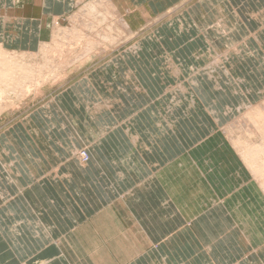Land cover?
Returning a JSON list of instances; mask_svg holds the SVG:
<instances>
[{
    "label": "crops",
    "instance_id": "crops-1",
    "mask_svg": "<svg viewBox=\"0 0 264 264\" xmlns=\"http://www.w3.org/2000/svg\"><path fill=\"white\" fill-rule=\"evenodd\" d=\"M129 1L147 5L148 23L168 10ZM233 1L200 0L184 11L181 2L168 25L190 37L182 61L153 62L160 48L140 45L139 61L130 56L127 62L125 53L79 77L56 98L59 106L48 103L6 124L0 132V264H264V141L255 139L261 146L251 171L238 151L248 140L229 138L221 122L231 114L230 101L224 108L199 106L196 91L180 89L183 75L168 72L171 62L197 78L202 68L190 65L197 61L191 54L204 46V34L215 45L212 19L241 31ZM239 2L246 15L248 1ZM74 6L73 0H0V44L22 49L24 41L38 42L47 20ZM257 14L263 33L264 15ZM228 38L220 40L226 45ZM201 75L205 81L192 78L191 84L233 97L221 74V90ZM168 77L178 89L167 88ZM191 95L196 105L188 104ZM102 102L108 105L103 111ZM200 113L206 120L198 122ZM200 128L209 131L202 135ZM80 141L90 142L83 164L71 154Z\"/></svg>",
    "mask_w": 264,
    "mask_h": 264
},
{
    "label": "rangeland",
    "instance_id": "rangeland-1",
    "mask_svg": "<svg viewBox=\"0 0 264 264\" xmlns=\"http://www.w3.org/2000/svg\"><path fill=\"white\" fill-rule=\"evenodd\" d=\"M76 1L78 0H73V4L77 3ZM82 1V4L87 2V0ZM140 1L150 2L151 7H153V12H157L164 7H168V10H163L164 12L160 13L159 15L157 14V16H155V19L148 23L147 16L150 14V10L147 8L148 11L146 10L142 13V7L132 5L134 9L133 12L130 11L131 13H129L128 18L131 22V29L133 31V34H129L128 37L120 36L119 38L114 39V41L112 42L107 39H104V41H102L100 38L95 37L94 39H92V42L89 44V46L87 45V48H85L86 46L83 47L85 45L83 41L85 42L86 39H81L78 37L80 41L77 39L75 41L73 40L74 42H72L71 38L74 37L69 36L68 39L66 38V40H68V42H70L71 40V42L68 43L64 40L63 37H61V35H59V32H62V30L57 28L58 25L61 28H76L77 26L80 27L79 29H81V25L80 23H78L79 21H74V15L78 11L77 5H82L81 3H79L75 4L71 12L57 17L49 18L46 22V28L48 32L47 34H42L41 36H39L38 42H36V40L33 42L24 41L23 44H19L22 49H13L7 47L9 45L3 46L0 44L1 51L13 53V55L11 54L12 56H10V59H14V62H16V67H18V69L16 67L15 68L19 72L18 73L17 71H15L14 75L20 76L18 77L20 80H14L15 84L14 81L12 82L11 80L13 77L11 79L9 77H7V79L5 77H2V79L0 80V88L5 87V89H1V91H3L0 92V95L5 96L4 98H2L3 96H0V124H2L0 125V132L6 126V124L12 123L16 119H24L30 114L41 110L48 103H52V106L55 107L59 106L56 98L60 93L67 90L69 86H73L79 77H84L85 75H87L88 77L89 75L92 76L95 70L104 67L107 62H114V60H117L118 58L121 59L120 57H122V55L125 53L127 62L130 56L133 57L135 61H139L141 57V53L139 52L141 50L145 52V48L140 47V45H149L152 48L151 51H153L155 47L160 48L156 49L155 61L152 60L153 62H163L167 59L168 61L170 59L175 61H177L178 59L179 61H182L183 58L187 57L189 55L188 53H190L188 47L190 46L191 48L192 46L191 44H188V40L190 37L185 36L182 31L180 32L179 30L170 27V25H168V22H170V19L176 12L181 10V2L182 9L184 11L188 8H191V5L194 6L195 2L200 0ZM159 1H161L162 3H159ZM239 1L240 0L233 1L232 8L235 10V12L233 13L235 18L239 20V23H242V29L240 32L235 31L233 26H228L229 22H224V19L221 20V18H219V20L212 19V23L208 22V28L216 31L218 34L215 37V45L210 42L212 41L210 37L204 34L205 37L202 39V43H204V46L206 44L205 49L204 46H200V50L193 51L194 56L193 54H191V57H193L197 61L190 63V65H195L196 67L200 66L202 68L197 70V78L192 76L187 66L186 71L184 72L182 71L180 65H178L176 68H171V62H168V72L171 75L177 77V79L181 78V76L183 75L182 78L187 81L184 82L183 80V83L180 84V89L184 91L185 88H192V91L195 94L197 92V95L201 97L199 99H196V103L199 106L213 105L216 108H224V101H230V103L227 104V107L231 108V114L227 115L223 118V120H221L223 126H227L226 128H224V130L227 131V135L231 139L236 140L241 138L248 140L247 138H255L254 133H257L258 136L257 130L247 129V131H245L243 126L238 127L233 122L239 117L249 115V113H255L253 110L249 112L246 111V104L248 102H253L254 104L256 103V105L264 102V32L260 33L258 31L260 30L258 24L260 19L262 18L259 17V19L257 14L258 10H260V12L264 15V5L261 2L257 3L256 0H247L248 5L250 7L253 6V9L257 10L254 11L250 9V7L249 9L248 7H245V10L247 11V14L245 15L244 11L239 6ZM191 2L194 3L191 4ZM139 4L141 3L139 2ZM175 4L177 6H175ZM145 7H147V5ZM242 13L246 16V18L242 16ZM256 14L259 21L255 19ZM54 22H57V26ZM195 24H198V21H196ZM128 25L129 24H127V26ZM262 30L264 31V29ZM227 36L229 37L227 41H229L228 44L230 45H225V43L221 42V40H224L223 38H227ZM35 37L36 36H33L32 38ZM219 37L221 38V40ZM88 40L90 42L91 38L89 37ZM185 40L186 42L184 43ZM103 42H105V44ZM43 43H45V46H47V48L43 47ZM91 44H93V46ZM198 44H201V42H199ZM183 45H186V50L183 49ZM195 46L199 45H197L196 43ZM85 49H88L89 51L87 52ZM179 49H181L185 54H181ZM200 51H207L208 54L206 53V57H203L204 54L202 53L198 55ZM157 52L159 53V55H157ZM140 62H142V59ZM175 63L180 64L184 62ZM18 65L21 67H19ZM193 70H195V68ZM202 70L208 77L211 78V80L215 82V85L219 87L218 90H221L220 84L218 85L216 81L219 80V82L221 83V79L220 77H213V70L216 71L218 75L221 74L223 80H225L224 83L228 86V90L230 89L232 91L233 97L218 98V93L214 92V96L213 92L207 87V84L199 81H197V83H194V85L191 84L189 79H200L203 75L199 77L198 75H200V72ZM150 77L151 80H153L151 74ZM238 77H240L242 80ZM3 78H5L6 81ZM168 78L169 80H167ZM168 78L165 79V84L168 83L167 88L178 89L179 87L177 86V82L174 83L172 82V78ZM9 83L10 85H12H8ZM188 83L190 87L188 86ZM6 87L8 88V90L10 88L13 90L10 92V90L8 91ZM245 87L251 88L252 91L246 94ZM164 89H166V87L161 88V90ZM158 90H160L159 86ZM7 91L8 93H6ZM187 99L189 101L188 104L196 105L194 104V97L192 95ZM229 99H232V102ZM89 101L92 104V100ZM84 104L86 107L87 104ZM106 104V102L98 104V109H101L103 111V109L108 107V105ZM181 104L184 107L189 106L185 103ZM195 117H201L198 122H200L202 119L206 120V117H204V114L202 113L196 115ZM253 122L255 123L256 119ZM257 124L259 126L258 130L261 132V135L256 139H260V137L264 138L263 121L258 120ZM200 130V134L202 135L209 131L204 128H200ZM74 132L75 134H77L76 130H74ZM71 154L75 155L82 164L88 162L91 155L90 142L80 141V146L73 149ZM87 157L88 159L86 160ZM263 157L264 156H262V158ZM263 164L264 158L262 165H259V168L263 167L264 170ZM20 263L29 264L27 262Z\"/></svg>",
    "mask_w": 264,
    "mask_h": 264
},
{
    "label": "bare ground",
    "instance_id": "bare-ground-1",
    "mask_svg": "<svg viewBox=\"0 0 264 264\" xmlns=\"http://www.w3.org/2000/svg\"><path fill=\"white\" fill-rule=\"evenodd\" d=\"M75 1V0H74ZM86 1V0H84ZM77 3L75 4H82V0H78L76 1ZM130 5V6H129ZM78 7V11L75 13L74 15V21L77 20L79 21L78 23H80L81 25V29H79L80 27H72V28H61L59 27V25L57 26V22L56 26L57 28L61 29L62 32H59V35H61V37L64 38V40L66 42H68V40H66V38L68 39L69 36H73L74 38H71L72 42H74L75 40L79 38L81 39H86L85 42L83 41V43H85V45L83 47L87 48V45L89 46V44L92 42V39L96 38H100L102 41H104V39L110 40L111 42L114 41V39L119 38L120 36H124V37H128L129 34H133V31L131 29V22L128 18L129 13L133 12V7L132 4L128 1V0H87L86 3L82 4L81 6L77 5ZM9 8V7H8ZM142 13L144 11H148L147 7H142ZM6 11V10H5ZM131 11V12H130ZM2 14V13H1ZM6 16V15H5ZM73 17V16H72ZM6 18V17H5ZM4 18V19H5ZM77 18V19H75ZM139 18V17H136ZM54 19V18H53ZM74 21H70V22H74ZM53 23V24H54ZM72 24V23H71ZM75 24V23H74ZM127 24H129L127 26ZM55 26V25H54ZM55 26V27H56ZM79 26V25H78ZM65 36V37H64ZM91 38V41L89 42L88 38ZM63 40V41H64ZM70 40V42H71ZM74 40V41H73ZM80 41V39H78ZM87 40H88V44H87ZM109 41V43H110ZM68 42V43H70ZM78 42V41H77ZM105 44V42H103ZM102 43V44H103ZM108 43V44H109ZM114 43V42H113ZM43 47L47 48V46H45V43L42 44ZM93 46V44H91ZM112 45V44H111ZM91 47V46H90ZM41 48V47H40ZM84 49V48H83ZM89 49V48H88ZM86 50L87 52L89 50ZM10 52V51H9ZM85 52V53H87ZM13 53H7L4 51L0 50V80L2 79V77H5L7 79V77H9L12 82L16 79L20 80L18 77L20 76H15L14 72L17 71L18 72V67H16V62H14V59H10V56H12ZM15 54V53H14ZM16 55V54H15ZM19 56V55H18ZM21 56V55H20ZM15 57V56H13ZM17 57V56H16ZM79 58V57H77ZM76 60V59H75ZM19 66V65H18ZM17 69H16V68ZM21 67V66H19ZM16 69V70H15ZM21 69V68H20ZM19 69V70H20ZM23 69V67H22ZM23 72V71H22ZM19 73V72H18ZM25 73V72H24ZM22 73V74H24ZM27 74V73H25ZM13 75V76H11ZM28 75V74H27ZM23 77V76H22ZM213 77H220V75H218V73L216 71L213 70ZM3 78L5 81L6 79ZM8 78V79H9ZM15 78V79H14ZM24 78V77H23ZM240 78V77H238ZM218 79V78H216ZM241 79V78H240ZM17 80V82H18ZM242 80V79H241ZM217 84L219 85L220 82L219 80L216 81ZM8 83V80H7ZM11 83V82H10ZM10 83L8 85H10ZM241 83V82H240ZM15 84V81H14ZM2 85V84H1ZM12 85V84H11ZM10 85V86H11ZM3 86V85H2ZM9 86V87H10ZM18 87V86H17ZM7 88V87H6ZM1 89H5V87L0 88V92ZM15 89V87H14ZM8 90V88H7ZM10 92L13 89H9ZM8 90V91H9ZM6 91V90H5ZM8 91L6 93H8ZM251 88L249 87H245V92L246 94L248 92H251ZM5 93V92H4ZM1 97L3 95H0ZM0 97V98H1ZM5 96H3L2 98H4ZM6 99V98H5ZM4 100V99H2ZM1 104V103H0ZM3 108V107H2ZM253 110L255 113H249V115H244L242 117H239L237 119H235V121L233 122L236 126H243L244 130L247 131V129H253V130H257L258 132V136L257 133H254V137L251 138H247L248 141H246L241 147L240 149H238V151L240 152L241 155H243V159L245 160V162H247V166L252 169L253 164L255 163V154H257L256 152H258L260 150V141L261 140H256L255 139L257 137H259L261 135V132L258 130V120L263 121V126H264V102L260 103L259 105H256V103L254 104L253 102H248L246 104V111H251ZM256 122L254 123L253 121ZM263 136V135H262ZM263 138V137H262ZM260 137V139H262ZM264 139V138H263ZM237 148H239V144L236 145ZM259 159V157H257ZM257 168H254V170H256ZM246 172V171H245ZM259 173V172H258ZM234 176V175H233ZM232 180V179H230ZM258 181H260L259 179H257ZM155 181V180H154ZM253 181V180H252ZM259 183V182H258ZM235 192V191H234ZM238 193V192H237ZM264 197V196H263ZM200 200V199H199ZM224 200V199H223ZM256 200V199H255ZM254 201V199L252 200ZM250 202V201H249ZM202 203V202H201ZM216 204V203H215ZM246 204V203H245ZM255 204V203H254ZM213 205V204H212ZM221 205V204H220ZM229 205V204H228ZM253 206V205H252ZM217 207V206H216ZM231 208V207H230ZM222 209V208H221ZM236 209V208H235ZM238 209V208H237ZM242 209V208H241ZM210 210V209H209ZM262 210H260L261 212ZM207 214V213H206ZM212 214V213H211ZM259 217V216H258ZM240 218V217H239ZM257 218V217H256ZM258 219V218H257ZM212 221V220H211ZM200 222V220H199ZM206 222V221H205ZM208 222V221H207ZM213 222V221H212ZM192 224V223H191ZM262 224V223H261ZM205 225V224H204ZM242 225V224H241ZM264 226V225H263ZM203 227V226H202ZM220 227V226H219ZM244 227V224H243ZM201 229V228H199ZM213 231V230H212ZM215 232V231H214ZM226 232V231H225ZM228 233V232H227ZM194 234V233H193ZM217 233H215L216 235ZM220 234V233H219ZM225 234V233H224ZM228 237V236H227ZM236 237V236H235ZM237 238L239 239V237L237 236ZM241 240V239H240ZM199 241V240H198ZM209 241V240H208ZM234 241V240H233ZM248 242V241H247ZM253 243V242H252ZM196 252V251H195ZM212 254V253H211ZM209 256V255H208ZM207 256V257H208ZM216 257V256H215ZM217 259V258H216ZM214 260V259H213ZM216 263V262H215ZM21 264V263H20ZM24 264V263H23Z\"/></svg>",
    "mask_w": 264,
    "mask_h": 264
},
{
    "label": "built area",
    "instance_id": "built-area-1",
    "mask_svg": "<svg viewBox=\"0 0 264 264\" xmlns=\"http://www.w3.org/2000/svg\"><path fill=\"white\" fill-rule=\"evenodd\" d=\"M89 157V156H88ZM88 157L86 158V160L88 159ZM86 160H84V161H86Z\"/></svg>",
    "mask_w": 264,
    "mask_h": 264
}]
</instances>
